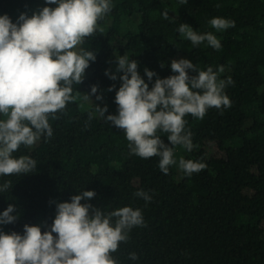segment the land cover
I'll return each mask as SVG.
<instances>
[{
  "label": "trees",
  "instance_id": "1",
  "mask_svg": "<svg viewBox=\"0 0 264 264\" xmlns=\"http://www.w3.org/2000/svg\"><path fill=\"white\" fill-rule=\"evenodd\" d=\"M111 3V12L78 46L96 53V60L90 62L84 81L73 84V99L66 108L49 114L52 137L41 136L33 146L21 145L13 153L15 158L34 159L36 168L0 177V184H10L0 194V213L12 204L17 209L13 214H18L3 231L23 235L25 224L47 231L57 203L92 190L96 196L82 203L105 213L125 206L142 211L144 225L132 228L128 240L111 253L117 264H264V0ZM56 6L45 0H0V15L16 22L22 13L31 16ZM165 9L174 20L163 18ZM217 17L235 26L217 32L210 25ZM182 23L199 34L211 32L222 47L216 50L206 42L193 46L178 31ZM121 55L138 62L146 82V67L167 78L174 75L172 60L182 58L199 70L212 67L218 80L233 81L224 89L231 107L210 108L203 119L185 116L194 148L189 152L177 145V163L169 166L168 174L159 169L158 156L131 154L124 130L106 123L96 111L95 104L108 107L106 116L118 114L115 96L121 81L105 73L115 71ZM189 74L197 75L191 70ZM94 85L96 95L103 94L102 100L91 97L95 104L84 99ZM113 85L115 90L108 91ZM157 135L171 146L168 133ZM181 158L206 167L186 175L179 168ZM138 191L151 201L138 197ZM131 253L138 260L132 261Z\"/></svg>",
  "mask_w": 264,
  "mask_h": 264
},
{
  "label": "clouds",
  "instance_id": "2",
  "mask_svg": "<svg viewBox=\"0 0 264 264\" xmlns=\"http://www.w3.org/2000/svg\"><path fill=\"white\" fill-rule=\"evenodd\" d=\"M187 0H180L186 3ZM55 8L43 7L33 15L22 13L16 22L7 15H0V177L32 173L34 159L26 156L15 158L13 153L21 145L33 146L41 136L52 137L49 114L66 108L73 99V84L80 85L96 60V53L85 52L78 46L84 38L97 30V24L112 10L111 0H45ZM164 19L169 17L165 9ZM210 25L217 32L235 26L234 21L213 18ZM179 33L193 46L206 42L219 50L220 40L211 32L199 34L187 23H182ZM163 66V65H162ZM139 64L127 55L116 57L115 71L106 70L112 80H120L115 103L118 114L105 115L108 107L94 103L102 100L93 86L90 99L96 111L117 128L123 129L130 142L131 154L143 159L159 157V169L168 174L169 166L176 164L174 148L179 145L192 151V133L185 130L186 115L203 119L210 108L231 107L224 89L233 81L218 80L212 67L199 70L190 59H173L170 68L174 75L160 78L144 69L147 81L140 75ZM189 70L197 75H190ZM218 72H224L223 66ZM122 73V75H121ZM115 90V85L108 91ZM158 132L168 133L171 146L165 144ZM206 165L192 160H179V168L186 175L202 171ZM10 187L0 184V194ZM146 202L151 197L136 193ZM96 196L92 190H84L71 197V202L56 204V216L49 230L40 226L24 225L23 235L7 234L3 226L18 219L17 209L10 204L0 213V264H117L111 253L121 242L128 240V233L145 221L140 209L125 206L109 213L91 203ZM91 212V214H90ZM55 234V235H54ZM138 260L136 253L129 257Z\"/></svg>",
  "mask_w": 264,
  "mask_h": 264
},
{
  "label": "rangeland",
  "instance_id": "3",
  "mask_svg": "<svg viewBox=\"0 0 264 264\" xmlns=\"http://www.w3.org/2000/svg\"><path fill=\"white\" fill-rule=\"evenodd\" d=\"M6 117H3V119H5Z\"/></svg>",
  "mask_w": 264,
  "mask_h": 264
}]
</instances>
